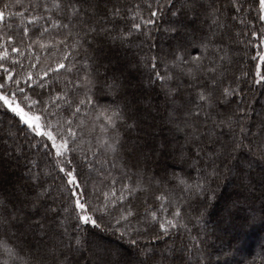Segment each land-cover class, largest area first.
Masks as SVG:
<instances>
[{
  "label": "snow or ice",
  "instance_id": "6c2138e0",
  "mask_svg": "<svg viewBox=\"0 0 264 264\" xmlns=\"http://www.w3.org/2000/svg\"><path fill=\"white\" fill-rule=\"evenodd\" d=\"M166 14L172 45L161 55ZM6 16L21 19L19 39L0 44V115L14 121L0 135V186L21 180L0 195V264H211L219 237L206 217L224 180L223 216L258 199L264 219V100L252 93L264 73L237 67L235 50L264 44V0H6L0 24ZM133 45L147 48L137 63L162 103L130 94L134 65L115 47ZM98 91L113 104L98 105ZM161 125L183 134L179 148ZM162 160L171 165L156 174ZM95 229L128 248L98 242Z\"/></svg>",
  "mask_w": 264,
  "mask_h": 264
},
{
  "label": "trees",
  "instance_id": "16d2710c",
  "mask_svg": "<svg viewBox=\"0 0 264 264\" xmlns=\"http://www.w3.org/2000/svg\"><path fill=\"white\" fill-rule=\"evenodd\" d=\"M6 0H0V6H2ZM258 2V0H257ZM135 3H143V0H120V4L122 6L127 5L131 6ZM7 11V10H6ZM11 11L15 13L17 8H11ZM146 14V13H145ZM255 5L253 7V11L251 15L248 17L249 19H253L255 17ZM20 17L13 16L8 18L6 16L5 22L0 24V44H3V35L8 32H12L17 35V39H19V31H20ZM169 16L166 14L161 17L159 21L160 31L158 33H154L155 41L157 44V51L160 52L161 55L164 53L171 51L172 41L170 38L163 32V29L168 26ZM253 23L256 25V28L253 30H258L260 27V23L256 20H253ZM5 25H10V27H5ZM124 27V24L120 25ZM245 31H249L245 29ZM251 44L247 47L243 45L236 46V60L237 67H243L246 71L249 72L250 77L256 71V66L259 65V69L262 73H264V61L259 59V54L263 53L264 44L260 43L254 37H251ZM139 41H137V44ZM115 52L118 53L121 57L125 58L124 62L126 64L134 65V67H129L126 69V75L133 85V87L129 90L131 95H146L153 97L157 102L162 103V97L157 96V89L153 87L147 86V77L148 70L143 66L137 63L138 58L144 56L147 52V48L143 49L137 47L135 45L131 47H115ZM37 55H41L42 60L49 57L48 52L36 53ZM11 55L15 56V53H11ZM29 55V53L25 52V56ZM56 53H52L51 56L54 57ZM21 62L25 65L28 64V60L21 58ZM157 70L161 71L163 74V68L158 64ZM264 89L259 86H253L252 93H254L257 99L264 100V95H262ZM250 93V95L252 94ZM97 104L98 105H111L113 104V97L111 95L106 94L105 92H97ZM9 116L0 115V135H5L7 131L11 129V125L14 124V121H10ZM168 126L161 125L162 130L165 129V132H157L159 137L164 138L167 137L177 148L183 143V134L176 133L174 138L169 137ZM157 128V129H159ZM97 133H99V129H97ZM82 147H87V144H82ZM101 160H104L105 157H100ZM163 164L171 165L170 160H162L159 165H152L153 171L156 174H160L161 166ZM20 170H18L19 173ZM169 171H172L171 167H169ZM175 171L177 173L180 172V168H176ZM115 174V173H114ZM21 177L17 174L15 180H13L9 184H4L0 186V195L8 196L13 192L12 184L20 181ZM228 180H224L221 182V187L216 190L217 200L214 201L208 207V215L206 217V225L208 231H215L216 235L219 237L218 239H214V243L211 246V264H264V219L261 218V204L257 199L254 202L252 207L245 206L241 210L234 213L232 217H225L223 213L220 211L228 201L231 190H226L225 183L227 184ZM98 189L103 188V185L97 181ZM227 186V185H226ZM215 184L213 188H215ZM99 195V191L97 192ZM200 205L199 200H194L191 202V207L193 210L198 208ZM252 211L255 212L256 219L255 221L245 222L243 219L245 216L250 215ZM86 228H91V226H85ZM95 232V236L93 239L98 242L108 246L112 249L117 250H126L128 245L125 240L121 239L118 234H113L110 232H101L99 229L93 230ZM158 247H164V244L161 242H153ZM171 243V241H169ZM179 243V240L177 241ZM224 253H229L225 255ZM216 257H219V261L216 260Z\"/></svg>",
  "mask_w": 264,
  "mask_h": 264
},
{
  "label": "rangeland",
  "instance_id": "374dc122",
  "mask_svg": "<svg viewBox=\"0 0 264 264\" xmlns=\"http://www.w3.org/2000/svg\"><path fill=\"white\" fill-rule=\"evenodd\" d=\"M263 53H264V48H263ZM4 131L7 132L6 129H4ZM161 131H162V132H165V129H163V130H162L161 128L157 129V132L160 133ZM162 132H161V133H162ZM226 185H227V186H226ZM225 188H226V190H231V189H232V185L229 184V182H227V184L225 183Z\"/></svg>",
  "mask_w": 264,
  "mask_h": 264
}]
</instances>
